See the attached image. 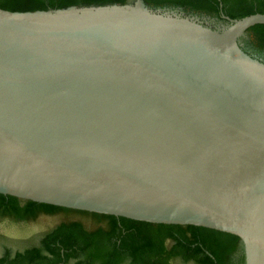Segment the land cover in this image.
I'll return each instance as SVG.
<instances>
[{
    "label": "water",
    "instance_id": "water-1",
    "mask_svg": "<svg viewBox=\"0 0 264 264\" xmlns=\"http://www.w3.org/2000/svg\"><path fill=\"white\" fill-rule=\"evenodd\" d=\"M163 10L0 8V194L229 233L264 264V61L238 43L264 13Z\"/></svg>",
    "mask_w": 264,
    "mask_h": 264
},
{
    "label": "trees",
    "instance_id": "trees-1",
    "mask_svg": "<svg viewBox=\"0 0 264 264\" xmlns=\"http://www.w3.org/2000/svg\"><path fill=\"white\" fill-rule=\"evenodd\" d=\"M152 9L178 8L228 23L264 13V0H143ZM134 0H0V8L35 12L68 7L132 4ZM240 47L264 61V24L250 27ZM41 216L59 217L37 244L12 252L0 264H244L240 239L192 225L157 224L42 204L0 194V224L23 226ZM20 227V229L24 228Z\"/></svg>",
    "mask_w": 264,
    "mask_h": 264
},
{
    "label": "rangeland",
    "instance_id": "rangeland-1",
    "mask_svg": "<svg viewBox=\"0 0 264 264\" xmlns=\"http://www.w3.org/2000/svg\"><path fill=\"white\" fill-rule=\"evenodd\" d=\"M163 11H170L177 14H181L185 17H192L203 26L217 31L223 28L224 22L219 21L215 17H211L204 14H194L185 12L182 9L168 8ZM59 221V217L54 216H41L35 223L26 224L23 226H9L8 224H0V256L5 249H10L12 252L17 249H24L31 245L37 244L40 237ZM243 253V252H242ZM173 264H193L182 263L181 261H175Z\"/></svg>",
    "mask_w": 264,
    "mask_h": 264
},
{
    "label": "flooded vegetation",
    "instance_id": "flooded-vegetation-1",
    "mask_svg": "<svg viewBox=\"0 0 264 264\" xmlns=\"http://www.w3.org/2000/svg\"><path fill=\"white\" fill-rule=\"evenodd\" d=\"M261 59V58H260ZM7 249V248H6Z\"/></svg>",
    "mask_w": 264,
    "mask_h": 264
}]
</instances>
